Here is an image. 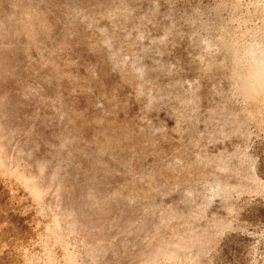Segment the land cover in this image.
I'll return each instance as SVG.
<instances>
[{"label":"rangeland","instance_id":"1","mask_svg":"<svg viewBox=\"0 0 264 264\" xmlns=\"http://www.w3.org/2000/svg\"><path fill=\"white\" fill-rule=\"evenodd\" d=\"M0 264H264V0H0Z\"/></svg>","mask_w":264,"mask_h":264}]
</instances>
